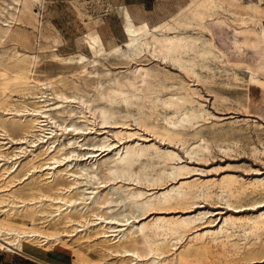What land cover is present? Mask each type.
Here are the masks:
<instances>
[{
    "label": "bare ground",
    "instance_id": "1",
    "mask_svg": "<svg viewBox=\"0 0 264 264\" xmlns=\"http://www.w3.org/2000/svg\"><path fill=\"white\" fill-rule=\"evenodd\" d=\"M32 3L44 0L0 2L1 40ZM118 10L124 42H105L91 29L84 40L91 57L51 54L73 65L70 74L82 77L86 88L67 81L66 73L41 81L39 57L20 51L13 75L0 74V251L24 253V243L45 249L59 244L86 263L82 246L114 257L105 264H264V199L243 203L249 195L264 197V174L251 168V178L204 177L220 168L199 169L195 163L207 162L214 147L197 131L201 123L222 122L197 88L215 76L220 67L214 62L225 64L228 54L252 49L256 56L245 68L264 88V6L253 0H185L153 25L136 22L127 6ZM5 12L10 22L2 18ZM214 26L218 37L206 38ZM109 57L168 64L179 73L139 62L126 72L107 67L105 82L88 83L86 77L99 75L97 67ZM15 91L24 100L13 99ZM73 103L77 109H68ZM92 131L96 141H80ZM215 146L232 151L223 143ZM253 153L264 150L254 147ZM213 198L229 210L202 206ZM214 247L221 249L219 257Z\"/></svg>",
    "mask_w": 264,
    "mask_h": 264
},
{
    "label": "rangeland",
    "instance_id": "2",
    "mask_svg": "<svg viewBox=\"0 0 264 264\" xmlns=\"http://www.w3.org/2000/svg\"><path fill=\"white\" fill-rule=\"evenodd\" d=\"M11 1L12 0H8V3H11ZM52 1L56 0H44L43 5L40 3L30 4V8L20 14L19 22H12V30L9 37H6L5 40L0 39V43H2L0 44V74L1 72L6 71L8 75H13L15 70L14 65L17 61L15 51H20L39 57L38 64L36 66V74L41 81H46L49 77H55L66 73L67 75L65 76V79L67 81H70L73 78L74 81H77L79 84L83 85L82 87L86 88L85 81L82 77L79 79L78 77H74L70 74L75 68L73 65H64L57 62L52 59L51 54L56 52L61 56L64 55V57H67L73 56V54L77 55L81 53L91 57L92 53L84 41L85 36L91 29H98L99 32L105 36H115L119 41H121L119 43L124 42L126 37L122 31V27H120L117 15L114 13L115 9L110 6L112 1L68 0L59 5L52 4ZM243 1L246 3L249 2V0H231L234 4L239 5ZM253 1L264 6V0ZM0 2H2V0H0ZM82 10L85 13L81 12ZM4 14L5 16H2L3 20L8 19L7 22H10L11 18L9 14H7V12ZM219 31L220 28L218 26H214L212 28L213 34L211 32H206L205 36L208 39H213V36L218 37ZM222 46L225 47L224 43H222ZM249 49L250 48L242 49L240 53L242 55L240 56L236 55V53H231V55L228 54L224 58L225 64L217 61L214 62L216 63L215 66L220 67H214L215 76L209 79L210 82H205V80L202 79L201 83L203 84H198L197 86L203 95L207 97V105L210 110L222 120V122L215 126L213 125L214 120L213 123L212 121L202 122L201 127L197 130L204 133L205 138L214 143L212 153L208 156L207 162H195L197 164V168H220L218 173L211 172L203 174L204 177L237 173L243 175L245 178H251L256 174L254 171H249L251 168L261 170L259 174L256 175L264 174V154L253 153L254 147L260 151L264 150V88L256 85L259 79L252 77L249 71L245 68L248 61L254 60L256 56L254 51ZM244 60H246V63L242 64ZM139 62L144 64L146 67L157 69L161 73L171 72V74L174 73L175 75L179 73L176 68L168 64H160L154 61L144 62L143 60H133V62H129L126 59L124 60L109 57L108 59L102 60V64L97 67L100 74L86 77L87 82L93 84H96L99 81L105 82L109 77L105 72L107 67L114 72H126L129 66L137 65ZM236 62L239 63V66L236 65ZM4 67H6V69ZM202 74L206 76L208 73L206 71H202ZM176 81L177 80L174 78L172 80H168V83L172 84ZM195 85H197V83H195ZM61 89L66 91L65 93H69V95L74 92L73 90H68L63 86ZM87 89L92 92L91 94L95 93L91 87H88ZM45 91H47V94L52 92L50 88ZM11 95L13 96V99L17 98L18 100H24L20 92L15 91ZM50 97L51 96L49 95L48 98ZM50 101L53 102L55 100ZM241 106H244L243 109ZM68 109H77V105L73 103L71 104V107H68ZM240 110L248 112H242ZM59 120L62 121L61 118H59ZM72 121H75L77 124H81L77 122V119L74 117H69L67 119V122ZM253 121L255 123H253ZM212 131H215V134H212ZM16 134L19 135L17 132L13 133L14 136H17ZM95 137L96 134L92 131L91 134H87L82 137L80 141L83 143H90L97 140ZM66 141L67 138H64L61 140V143ZM216 143L228 145L232 148V151L223 153L215 146ZM200 176H202V174H200ZM100 189L105 192L110 190V188H104V186ZM249 196L250 197L246 198L243 203H248L255 199H264V197L260 195ZM202 206L206 209L214 210L216 213L220 211L225 213L229 210L218 198L210 199L209 201L203 203ZM51 245H54V243H51ZM48 246L50 247V245ZM55 247H58L70 254L69 259L71 264H105V261H114V257L104 258L99 251L82 246L80 247L81 256H86L89 259V262L86 263L78 259L79 257L75 255L71 247L59 244L55 245ZM55 247L53 246V248ZM46 249L31 243H24V252L28 254L35 253L37 255H45L47 252L52 250L51 248ZM213 250L212 254H214L215 257H219L221 249L219 247H214ZM230 264H250V262L240 260L232 263L230 262Z\"/></svg>",
    "mask_w": 264,
    "mask_h": 264
},
{
    "label": "crops",
    "instance_id": "3",
    "mask_svg": "<svg viewBox=\"0 0 264 264\" xmlns=\"http://www.w3.org/2000/svg\"><path fill=\"white\" fill-rule=\"evenodd\" d=\"M68 0L52 1V4H62ZM112 6L115 9L118 22L122 27V19L118 12L121 6H127L131 15L136 22L148 20L151 25L169 16L174 12L185 0H111ZM46 3V2H45ZM98 30V29H97ZM100 33V32H99ZM101 34V33H100ZM105 42L112 41L119 43L115 36L102 35ZM70 254L59 249L53 248L45 255H37L32 253L20 252H0V264H71Z\"/></svg>",
    "mask_w": 264,
    "mask_h": 264
}]
</instances>
